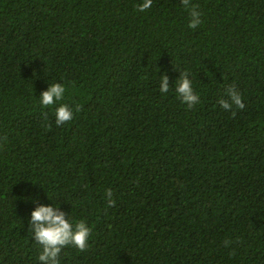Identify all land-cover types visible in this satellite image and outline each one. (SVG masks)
Segmentation results:
<instances>
[{
	"label": "trees",
	"instance_id": "obj_1",
	"mask_svg": "<svg viewBox=\"0 0 264 264\" xmlns=\"http://www.w3.org/2000/svg\"><path fill=\"white\" fill-rule=\"evenodd\" d=\"M191 2L196 29L181 0H0V264H41L31 213L55 205L92 228L60 264H264V0Z\"/></svg>",
	"mask_w": 264,
	"mask_h": 264
},
{
	"label": "clouds",
	"instance_id": "obj_2",
	"mask_svg": "<svg viewBox=\"0 0 264 264\" xmlns=\"http://www.w3.org/2000/svg\"><path fill=\"white\" fill-rule=\"evenodd\" d=\"M185 9L189 10L190 23L189 27L196 29L201 23V13L198 11V5L192 4L191 0H181ZM153 0H143V3L138 6L139 12H144L152 7ZM170 90L169 77L164 75L160 82V91L162 94H167ZM175 91L182 103L186 104L189 109L193 108L200 102V97L197 95L192 86L190 73L185 71L180 73V79L176 81ZM66 92V87L60 83L50 84L47 91H44L40 97V103L44 107L52 106L59 101H62ZM227 98H221L218 103L225 111H231L233 105L240 109H245V103L241 94L236 90L235 85H231L225 92ZM81 110L80 105L75 108L61 104L55 111L56 125L60 127L66 122H70L74 117V112ZM235 115V112H233ZM47 113H45V118ZM111 189L107 190L106 197L108 198V207L115 206V200L112 199ZM30 228L34 230L32 237L37 244L42 247V252L39 255L41 264H60L59 256L63 248L68 245H73L84 252L88 248L89 237L92 233V228L87 225V222L81 220L73 222L70 216L59 211V205L39 206L31 213ZM225 246H229L231 241L226 240Z\"/></svg>",
	"mask_w": 264,
	"mask_h": 264
}]
</instances>
